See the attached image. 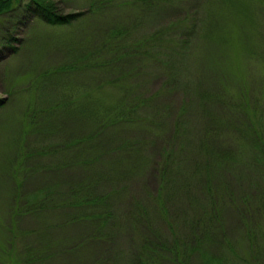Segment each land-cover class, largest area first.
I'll list each match as a JSON object with an SVG mask.
<instances>
[{
    "label": "rangeland",
    "instance_id": "1",
    "mask_svg": "<svg viewBox=\"0 0 264 264\" xmlns=\"http://www.w3.org/2000/svg\"><path fill=\"white\" fill-rule=\"evenodd\" d=\"M20 1L0 14V264H22L19 257L24 254L21 246L25 242H36L44 249L54 241L64 243L55 247L52 259L36 264H94L100 254L112 257L113 264H129L130 254L142 247L139 238L146 239L150 235L149 242L164 248V229L173 233L180 229L179 226L185 229L182 224L186 213L197 211L199 220L206 219L207 212L201 208H205L202 196L206 188L212 187L207 180H193L182 173L170 184L166 194L164 192L167 213H170L168 223L164 220V194L159 201L162 205L154 201L159 183L154 172L155 163L163 143L171 138L168 124L177 120L184 100L185 109L180 118L189 123V132L199 135L204 131L212 138L208 147L201 144L196 152L198 155L218 154V161L225 162L229 168L227 180L224 182L220 178L217 185L223 182L226 195L231 194L235 200L243 193L249 199L259 198L264 190L253 187L257 177L254 168L249 166V139L244 140L249 135L242 136L239 123L220 119L213 109L215 95L207 98L210 95L207 88H199L204 94L203 103L194 82H190L196 67L203 61V58L197 61L200 56L204 55L206 61L213 56V70L222 69L231 91L235 86H242V80L246 79L254 98L259 94L262 103L259 113L253 118L247 110L246 118L264 122V19L257 10L252 9L253 19L247 23L236 16L232 6L226 3L218 6L217 0H52L61 14L79 13L74 23L58 28L49 27L34 15L21 16L25 0ZM189 15L199 23L198 36L191 40L194 45L188 59L192 61H181L173 70L180 79L168 83L165 67L160 71L149 66L146 64L148 57L144 59V67L131 76L143 95L155 91L160 95L153 104L162 111L155 121L162 128L159 134L155 136L157 130L151 133L147 130L149 127L133 122L132 125L122 124L117 134H113L116 130H111L112 134L103 141L106 145L112 144L109 139L120 141L126 136L144 141L139 147L140 153L136 154L135 168L133 165L120 173H110L113 171L107 166L99 170L95 164H73L72 160H87L84 148L74 151L71 147V140L86 123L82 120L81 125L76 113H66L61 107L66 100L82 104V93L88 88L94 90L93 83L90 84L92 73L83 66L88 53L117 25L130 27V36L138 37ZM252 23L256 27L254 36L250 35L254 47L251 51L246 49H249L247 44L237 47L232 37L235 25L243 24L246 31H253L248 26ZM11 47L15 49L11 51ZM58 68L61 72L56 71ZM47 70L56 73L46 74ZM96 78L103 85L99 88L97 83L96 97L101 95L105 101L113 102L117 90L109 83L112 79L120 81L121 73L109 69ZM214 92L221 95L217 89ZM187 99L192 100L190 105ZM99 102L93 103L94 106ZM143 110L150 116L155 109ZM117 141L110 148L114 147L117 155H122L121 142ZM109 150L105 148L106 152ZM186 169L189 170V166ZM103 170L109 175H103L101 183L108 187L117 184L121 192L113 200L116 199L121 207L109 227L98 233L95 232L99 228L97 223L79 222L78 218L73 221L69 196L74 183ZM34 193H42L47 199L46 206L27 216H16L15 203L21 200V206L23 198ZM138 200L147 201L146 208ZM235 204L226 199L217 206L216 216L212 214L214 217L209 219L213 222L212 235L216 238L210 251L223 258L226 264H264V209L259 211L258 217L253 216L257 221L251 226L238 214ZM18 210L16 214L21 212ZM169 223L172 228L168 227ZM12 224L15 227L11 228ZM89 230L102 239H90ZM160 264H165L164 260ZM191 264L198 263L192 261Z\"/></svg>",
    "mask_w": 264,
    "mask_h": 264
},
{
    "label": "trees",
    "instance_id": "2",
    "mask_svg": "<svg viewBox=\"0 0 264 264\" xmlns=\"http://www.w3.org/2000/svg\"><path fill=\"white\" fill-rule=\"evenodd\" d=\"M52 0H25L22 5L21 16L34 15L37 20L48 25L49 27H64L71 25L78 20L79 13L61 14L56 9ZM218 6L226 3L236 12V16L239 19L252 21L251 13L253 10H257L261 19H264V0H217ZM20 0H0V14L4 11L11 10L12 6L19 4ZM253 9V10H252ZM199 23L189 15L180 18L176 22H170L169 26L161 27L155 32H148L147 35L130 36L132 32L130 27L121 25L115 26L114 29H110L107 38L100 40L96 47H93V51L88 53L87 61L84 62L87 70L92 73L90 84L93 83L92 87L94 90L87 89L82 93L83 103H73L69 100L64 101L66 104L63 105L62 111L69 114H77L78 121L82 123V120L86 123L83 125V129L74 136L71 140L72 148L79 150L81 147L85 149L87 154V160H72L75 163H86L95 164L99 166L97 169L101 170L105 166L109 167L114 173H120V170L124 168L133 167L135 168L138 157L136 154L140 153L139 147L144 141L137 140L136 137H124L122 140L109 139L112 144L114 141L121 142L122 155H117V149L110 146L112 144H105L103 141L112 134H117V128L122 124H130L133 122L138 125H145L149 127L151 133L157 130L155 136L159 134L162 128L157 126L155 121H158L157 117L162 111L157 110L153 105L156 100H159L158 92H151L149 95H143L140 93L138 87L131 81V76L135 71H139L144 67V59L146 64L152 65L155 69L161 71L164 68V73L168 77V83H173L174 79H180L179 74H176L173 70L178 68L181 61H192L190 58L192 46V38L197 39V26ZM249 28L253 31H246L245 25H235L237 27L233 29L232 37L237 42L238 46L248 45V51H251L254 47L250 39L256 33L255 25L248 24ZM164 37V39H163ZM246 37V38H245ZM15 39L14 37L11 38ZM250 42V44H248ZM164 43V44H163ZM4 46V44H3ZM1 46V47H3ZM7 47L8 44L6 45ZM10 48V47H9ZM15 48L11 47V51ZM153 52V53H152ZM139 58V59H138ZM203 58V61L199 63V67H196V72L192 75L190 82L197 88L195 89L199 99L203 102V93H200L199 88H207L206 90L210 94L207 98H211L212 94L215 95L213 98L216 100L214 105V112L218 113L220 119L230 120L231 122L242 125V136H248L249 144L247 149V155L249 156V166L254 168V175L257 177V183L253 185L255 189L264 190V122L257 120L252 121L251 118H246L247 110L253 114V118L256 117V113H259V109L262 106L261 98L252 93L250 89V83L247 80H242V86H235L231 91V84L228 82L227 75L223 74L222 69L213 70L215 64H213V56H209L206 61L204 55L200 56L199 60ZM138 59V60H137ZM212 68V69H211ZM109 69L121 73L123 78L111 81L109 85L113 86L117 90V95L113 99V102H107L100 95L96 97L99 92V88L103 87L96 78L101 72L107 73ZM69 70V69H67ZM66 70V71H67ZM213 70V71H212ZM61 72V68L56 69ZM56 71L47 70L46 74H54ZM213 73H212V72ZM45 77V75L43 76ZM99 83V88L97 87ZM217 89L221 95L214 92ZM221 97V98H220ZM188 98V97H187ZM100 101L94 106L93 103ZM188 104L192 103L191 99H187ZM204 103V102H203ZM2 101L0 100V107ZM185 104V100H184ZM184 104L179 110L178 118L183 115ZM147 108L149 111L155 109L150 116L149 112L143 109ZM175 120L174 123L168 124V129L171 138L163 143L162 151L159 155V159L155 163V176L157 179V194L155 196V202H159L162 199V195L166 194L170 184L176 182L177 177H180L182 173L187 176H191L193 180H202L212 183V187L206 188L207 192L202 196L205 203V208H201V211L207 212L206 219L199 220L200 214L197 211H189L186 213L184 223L185 229H177L176 233L170 230L164 229V248L158 245H153L149 242V236L146 239L139 238L141 240V246L136 249L134 254H130L131 258L129 264H160L164 260L165 264H185L188 261H194L198 264H226L224 259L215 255L214 252L210 251L211 244H216L214 232L212 231V221L210 218L216 216L217 206L221 203H225L226 199L235 202V207L239 211L238 214L246 219L248 225L254 224L255 217L259 216V211L264 209V191L261 192L259 198L252 199L247 198L246 194L243 193L241 198L235 200L231 198V194L226 195L227 189L225 184H218V181L223 179L227 180L229 168L225 162L218 161L217 155H212L210 152L207 154H200L196 152L197 146L201 144L208 147L207 143L212 139L209 134H205L204 131L201 134H192L189 132V123L183 122L180 118ZM263 122V123H262ZM147 124V125H146ZM150 125V126H149ZM165 131V129L163 130ZM193 132V130H192ZM119 133V132H118ZM196 134V135H195ZM110 138V137H109ZM197 143V144H196ZM104 144V145H103ZM105 148L110 149L108 152ZM229 154V153H228ZM226 154V155H228ZM218 161V162H217ZM99 165H98V164ZM189 166V170L186 169ZM132 167V168H133ZM194 167H198L195 169ZM96 167H93V169ZM120 168V169H119ZM130 169V168H129ZM98 172V173H97ZM91 176H86L82 181L74 183L73 188L70 189V203L69 207H72L73 221L77 219L79 222L85 223L88 221L90 224L97 223L99 228L95 232H102L106 230L111 224L112 219L118 214L119 203H116V199L113 200L118 193L121 192L119 188L114 186L108 187V185H102V177L105 174L109 175L108 171H97ZM103 182V181H102ZM101 183V184H100ZM217 186V187H216ZM21 187V184L17 187ZM214 189V191L212 190ZM164 194V220L168 223L170 213H167V204L165 201ZM42 193L31 194L24 197L21 206H19L21 200L15 203L14 212L15 215L21 216L28 215L33 211H40L42 207L46 206V198ZM18 198V196H17ZM150 198V197H149ZM240 200V201H238ZM143 208H146L147 201L143 202L138 200ZM160 203V202H159ZM162 205V203H160ZM239 204V205H238ZM63 205V204H61ZM157 205V204H156ZM241 205L245 208H242ZM152 206V205H151ZM155 206V205H154ZM158 206V205H157ZM20 209L21 212L16 214ZM162 210V208H161ZM264 211V210H263ZM214 214V216L212 215ZM139 215V214H137ZM255 216V217H253ZM134 225L135 222H134ZM172 224L169 223L170 228ZM14 226L12 224L11 228ZM138 225H136L137 227ZM15 227V226H14ZM11 228L9 230H11ZM248 228V227H247ZM11 232V231H10ZM93 231H88L87 235L90 239L101 238L100 235H96ZM171 232V233H170ZM170 234L169 237L167 234ZM64 241V240H63ZM62 241H54L50 246L40 249L36 242L28 244L25 242L21 246V250L24 252L19 259L23 264H36L45 262L48 258L52 259L55 247L59 246ZM64 243V242H62ZM34 246V247H33ZM36 247V248H35ZM49 252V253H48ZM51 252V253H50ZM40 253V254H39ZM24 258V259H23ZM112 257L101 255L98 257L94 264H113L111 261ZM188 262V264H189ZM118 264V263H116Z\"/></svg>",
    "mask_w": 264,
    "mask_h": 264
},
{
    "label": "bare ground",
    "instance_id": "3",
    "mask_svg": "<svg viewBox=\"0 0 264 264\" xmlns=\"http://www.w3.org/2000/svg\"><path fill=\"white\" fill-rule=\"evenodd\" d=\"M16 256V255H15ZM10 257V256H9ZM15 258V257H14ZM21 258V257H20ZM24 259V258H23Z\"/></svg>",
    "mask_w": 264,
    "mask_h": 264
}]
</instances>
